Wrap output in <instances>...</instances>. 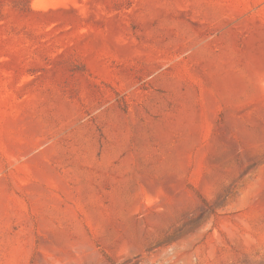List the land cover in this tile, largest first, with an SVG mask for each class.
<instances>
[{
	"label": "rangeland",
	"instance_id": "374dc122",
	"mask_svg": "<svg viewBox=\"0 0 264 264\" xmlns=\"http://www.w3.org/2000/svg\"><path fill=\"white\" fill-rule=\"evenodd\" d=\"M0 264H264V0H0Z\"/></svg>",
	"mask_w": 264,
	"mask_h": 264
}]
</instances>
